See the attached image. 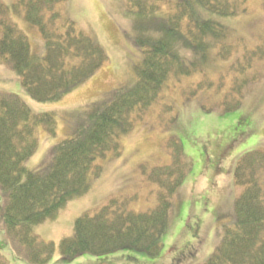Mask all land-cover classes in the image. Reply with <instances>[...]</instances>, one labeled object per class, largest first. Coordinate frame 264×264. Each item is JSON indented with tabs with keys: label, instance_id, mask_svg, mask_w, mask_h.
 Instances as JSON below:
<instances>
[{
	"label": "trees",
	"instance_id": "1",
	"mask_svg": "<svg viewBox=\"0 0 264 264\" xmlns=\"http://www.w3.org/2000/svg\"><path fill=\"white\" fill-rule=\"evenodd\" d=\"M67 1L17 0L13 6L16 11L23 10L25 20L39 29L46 47V55L41 58L32 54L28 38L9 20V9L0 0V65L7 63L20 74L24 89L39 103L62 100L90 80L108 60L93 38L58 11L57 6ZM249 2L183 0L171 5L166 18L156 19L154 16L166 0H128L130 13L156 20L149 34L136 40L143 56L135 66L134 81L79 113L72 124V136L54 147L51 162L41 170L29 171L25 163L38 149V126L55 135L53 114L36 116L18 96L0 95V203L3 226L18 259L30 264L53 262L55 244L42 240L35 228L53 217L69 199L82 194L91 176L101 174L98 160L120 156L121 137L134 130L135 117L141 119L148 113L171 79L191 78L202 72L199 59L201 63L211 57L214 62L218 57L221 61L230 59L236 47L228 43L229 29L205 13L234 18L248 12ZM180 43L199 56L191 65L184 62L176 48ZM254 54L263 59L264 47ZM245 68H240L241 75L246 73ZM247 78L246 74L242 81L237 78L223 98L228 112L241 107L243 87L260 79ZM200 88L199 83L194 94ZM169 146L171 165L142 167L147 180L159 188L157 207L149 212H134L130 205L136 197L120 196L83 215L75 222V235L60 244L62 262L123 251H136L151 259L159 256L173 198L189 171V165L182 160V144L172 141ZM234 183L243 192L235 201L220 246L204 264H264L263 151L248 152L239 159ZM0 264H8L1 251Z\"/></svg>",
	"mask_w": 264,
	"mask_h": 264
},
{
	"label": "rangeland",
	"instance_id": "2",
	"mask_svg": "<svg viewBox=\"0 0 264 264\" xmlns=\"http://www.w3.org/2000/svg\"><path fill=\"white\" fill-rule=\"evenodd\" d=\"M181 1L166 0L154 17L166 18L171 5ZM16 2L2 0L9 9V20L28 38L32 54L42 58L46 55L45 41L39 29L25 20L24 11L15 10ZM57 9L64 19L71 20L80 31L93 38L108 60L86 83L62 100L48 103L33 100L24 89L20 74L7 63L0 65V95H16L34 115L53 114L57 123L55 135L43 126L36 128L38 149L25 163L29 171L41 170L51 162L54 147L72 136V124L79 113L102 101L113 90L134 81L135 66L143 56L136 40L147 36L150 25L156 21L130 13L128 0H68ZM205 16L229 29L228 43L236 50L228 60L221 61L218 57L214 62L211 57L201 63L199 59L202 72L196 76L171 79L148 113L141 119L135 117L134 130L121 137L120 156L109 155L98 160L101 174L91 176L82 194L69 199L53 217L35 228L42 240L56 246L51 264H204L220 246L235 201L243 192V188L234 183L236 164L248 152H264V58L253 57L256 50L264 47V0H250L248 12L234 18L207 13ZM2 36L0 27V39ZM176 48L188 65L199 57L182 43L176 44ZM242 67H246L244 75L239 73ZM245 74L247 79L256 76L260 79L243 87L241 107L228 112L223 98L231 92L232 83L237 78L242 81ZM199 83L202 88L194 94ZM172 141L182 144V160L189 165V171L173 198L168 231L159 256L151 259L136 251H123L62 262L60 244L75 235V222L83 215L95 212L120 196L136 197L130 205L134 212H149L157 207L159 188L147 180L142 167L171 165L169 145ZM2 204L1 255L8 264H30L15 256L3 226Z\"/></svg>",
	"mask_w": 264,
	"mask_h": 264
}]
</instances>
